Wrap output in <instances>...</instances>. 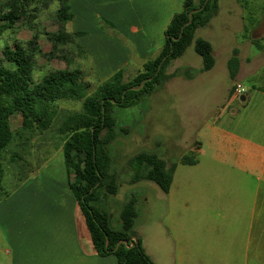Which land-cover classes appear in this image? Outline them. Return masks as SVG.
I'll list each match as a JSON object with an SVG mask.
<instances>
[{
  "label": "crops",
  "instance_id": "1",
  "mask_svg": "<svg viewBox=\"0 0 264 264\" xmlns=\"http://www.w3.org/2000/svg\"><path fill=\"white\" fill-rule=\"evenodd\" d=\"M183 2L71 0L72 31L88 53L89 81L105 82L121 69L138 72L163 47L166 27ZM241 4L236 0L233 10L228 9L243 27L245 49L231 47V55L239 49V70L234 80L228 65L223 71V79L230 80L223 100L195 128L185 150L172 161L176 168L169 191L150 180L131 183L128 171L126 182L133 188L129 198L134 194L138 199L134 236L141 239L155 264H264V31L258 37L252 34L264 20V9L254 17L245 13ZM223 6L219 0L215 16ZM200 28L196 38L211 42L216 59L224 46H215L209 36H199ZM248 44L258 49L252 56L244 54ZM177 59L169 65L168 73L179 72L155 92L169 93L175 82L211 80L209 95H213L217 60L212 69L202 71L203 63L175 66ZM243 79L250 85L237 97L232 88L236 83L244 86ZM233 105H250V112L230 111ZM12 126H21L20 115L12 117ZM49 132L45 130L34 139ZM34 139L18 148L26 156L22 154L21 164L13 162L17 179L3 182L7 194L0 199V264H118L114 255L100 256L94 248L70 187L74 176L69 177L62 146L49 152L48 143L34 148ZM36 148L49 156L36 158ZM191 152L195 163L182 162ZM147 192L153 196L156 215L142 223L139 205ZM110 200V195L104 198L102 208L109 213L111 226L120 229L121 218L115 219L113 213L120 216L127 200L117 210Z\"/></svg>",
  "mask_w": 264,
  "mask_h": 264
},
{
  "label": "trees",
  "instance_id": "2",
  "mask_svg": "<svg viewBox=\"0 0 264 264\" xmlns=\"http://www.w3.org/2000/svg\"><path fill=\"white\" fill-rule=\"evenodd\" d=\"M53 3L58 29L44 32L52 45L45 52L40 46L42 32L37 20L41 10ZM202 6L192 14V22L185 25L190 20V12ZM218 11L219 0H184L183 8L172 16L166 27L163 47L144 62L134 77L126 80L125 69L118 70L90 92L88 53L69 28L73 18L71 0H0V199L7 194L3 184L5 154H9L10 162L23 158L21 152H12L9 146L19 148L56 125L63 142L67 172L69 177L74 176L70 187L96 252L100 256L114 255L118 264H155L141 239L130 246L138 216L136 195L122 207L120 229L111 226L109 213L101 205L104 198L119 190V175L112 169V157L107 150L118 134L114 108L139 104L144 96L174 77L179 71L168 73L169 65L193 42L203 59L201 70L212 69L216 62L212 44L196 38V31L206 26ZM20 27L32 30V37L25 42L14 37L13 44H4L5 34H16ZM238 53L239 49L235 48L227 63L233 80L239 70ZM55 60L64 66L52 64ZM150 77L141 89L130 88L138 87ZM67 100L80 101L81 109L60 108L58 103ZM14 115L21 117L18 129L12 126ZM193 156V152L187 153L181 161L193 164ZM127 164L131 183L150 180L164 192L169 191L176 162L169 163L157 152L143 150L130 157Z\"/></svg>",
  "mask_w": 264,
  "mask_h": 264
},
{
  "label": "rangeland",
  "instance_id": "3",
  "mask_svg": "<svg viewBox=\"0 0 264 264\" xmlns=\"http://www.w3.org/2000/svg\"><path fill=\"white\" fill-rule=\"evenodd\" d=\"M235 1L236 0H223L224 6L221 13L213 17L208 26L200 28L198 31L199 36H209L215 46H224L222 52L220 55H217L216 58L219 70L214 77L216 87L213 95H209V83H211V80L208 82L201 80L195 83L175 82L173 83V91L169 93L161 92L158 94L155 92L156 90H154L151 94L144 96L143 100L135 106H115L114 115L117 119L116 129L118 134L115 139L107 145V150L112 157V169L117 171L119 175V192L116 196L110 195L112 201L110 200L109 203L115 202L113 207L115 210L129 198L133 191L130 184L126 182L129 175L127 170L128 159L139 151L145 150L154 151L159 155L165 156L169 163L170 161L177 160L181 152L185 150L184 148L188 141L195 133V128L203 124L208 118L209 112L212 113V111L215 110V105L223 100L227 85L230 81L228 77L223 79V73L226 72L227 69L226 58L228 55L231 56V47L245 49L244 46L246 45L243 46L245 42L242 30L243 27L239 25V21L234 19L228 11L229 7L233 10L232 6ZM241 1L243 3L241 4L243 11L250 15H254V17L259 16L264 9V0ZM55 13L56 4L53 3L48 8L41 10L37 20L39 23V30L42 32L40 46L45 52L51 50L52 45L44 32H53L58 29ZM256 27H258V31H251L254 37L260 36L261 31H264V20L261 19ZM69 28L72 30V22L69 24ZM32 35V30L26 27H20L16 34L7 32L4 36L3 43L13 44L14 37L19 41L25 42L28 41ZM262 43L264 44V39ZM228 48H230L229 51H227ZM257 50L258 49L254 45L248 44L244 54L252 56ZM42 59L43 58H40V61H42ZM173 63L175 66H187L188 64H194L196 66L202 65L203 59L195 50V42H193L183 55ZM52 64L55 66H64L63 63L57 62L56 60L53 61ZM125 71L126 80L131 79L137 74L133 68H127ZM88 78H90V76ZM242 82L245 88L250 85V81L246 79H243ZM98 83L93 81L89 91L92 92L95 90ZM58 105L62 109H81L80 101H60ZM233 108L242 114L250 112V105L249 107L246 105H233L230 111ZM49 131L47 136L34 139V148H41L40 146L42 144L45 145V143H48V149L49 152H51L55 147L62 146L63 142L57 130V126H53ZM161 144L163 147H160ZM9 147L12 152H21V148L18 149L16 147L14 149L12 145ZM34 150H36L34 153L36 158L39 157V159H41L49 156L47 153L41 155V151L37 148ZM23 152L25 151L23 150ZM55 152L56 151H54V153ZM21 154L23 153L21 152ZM23 155L26 156L25 154ZM5 157L4 181H9L12 178L17 179L16 176L18 177V175L15 173L16 168L14 163L8 161V153L5 154ZM21 162H23V160H19L18 164H21ZM18 171L20 173V170ZM145 197L148 199L145 200ZM152 204L153 196L150 192L142 195L139 205L140 221H142V223L144 221H150L155 217L156 214H153ZM113 216L115 219H120V216L115 213H113Z\"/></svg>",
  "mask_w": 264,
  "mask_h": 264
},
{
  "label": "water",
  "instance_id": "4",
  "mask_svg": "<svg viewBox=\"0 0 264 264\" xmlns=\"http://www.w3.org/2000/svg\"><path fill=\"white\" fill-rule=\"evenodd\" d=\"M208 0H206V2H207ZM203 8V6L202 7H200V8H198V9H194V10H192L191 12H190V20H189V22L188 23H186L185 25H187V24H189V23H191L192 22V14L193 13H195L196 11H199V10H201ZM184 25V26H185ZM184 26H183V28H182V30L184 29ZM174 39H177V38H174ZM165 60V58L163 59V61ZM163 61L161 62V64H160V66H159V69L161 68V66H162V64H163ZM152 78L150 77V78H148V79H145L138 87H130L131 89H141L142 88V86H143V84L146 82V81H148V80H151ZM126 93V91L124 92V94ZM241 99H244V97L242 96L241 97ZM122 242H124V243H127L126 241H122ZM137 242H138V238L136 237V236H133V239H132V242H130V246H135L136 244H137ZM109 245V239L107 238V246ZM119 246V245H118ZM118 246L116 247V249L118 248Z\"/></svg>",
  "mask_w": 264,
  "mask_h": 264
},
{
  "label": "built area",
  "instance_id": "5",
  "mask_svg": "<svg viewBox=\"0 0 264 264\" xmlns=\"http://www.w3.org/2000/svg\"><path fill=\"white\" fill-rule=\"evenodd\" d=\"M246 92V88L241 84V83H236L234 90H233V94L237 97H240L241 95H243Z\"/></svg>",
  "mask_w": 264,
  "mask_h": 264
}]
</instances>
